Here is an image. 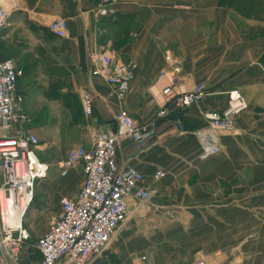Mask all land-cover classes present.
Listing matches in <instances>:
<instances>
[{"label":"crops","instance_id":"0c3cea01","mask_svg":"<svg viewBox=\"0 0 264 264\" xmlns=\"http://www.w3.org/2000/svg\"><path fill=\"white\" fill-rule=\"evenodd\" d=\"M97 1L0 0L8 13L0 32L1 60L11 59L17 68L24 62L2 45L17 31L22 36L28 26H39L50 36L32 39L39 48L27 65L47 74L35 83L55 94L46 115L62 126L49 129L47 143L34 151L48 171L36 183L33 200L48 192L57 204L51 224L60 213L59 200L75 198L83 183L80 167L61 176L71 148H89L96 133L113 126L120 110L139 125L152 122L165 105L161 91L166 87L187 93L203 85L206 100L180 115L186 133L164 121L140 150L130 142L119 146L121 165L142 173L144 185L155 193L146 201H129L126 221L90 264H138L141 257L144 264H264L263 23L250 20L254 17L247 15L255 12L239 0H113L111 13L102 18L95 14ZM56 19L66 22L64 39L48 29ZM102 54L113 63L138 64L123 103L102 77L91 74ZM165 54L173 59L172 67ZM173 67L179 68L174 82ZM21 81L17 89L27 115ZM232 90L243 95L248 108L236 120V134L219 137V155L200 161L193 132L204 126L202 113L225 109ZM85 92L93 97L89 117L80 101ZM33 131L41 138V130ZM156 171L165 177L153 182ZM38 257L32 262L21 257L22 264H37Z\"/></svg>","mask_w":264,"mask_h":264},{"label":"built area","instance_id":"2783aa9c","mask_svg":"<svg viewBox=\"0 0 264 264\" xmlns=\"http://www.w3.org/2000/svg\"><path fill=\"white\" fill-rule=\"evenodd\" d=\"M112 4L113 0L97 1L96 16H108ZM7 18L6 9L0 6V32L6 27ZM48 29L57 39H64L67 25L65 20L56 19ZM164 59L168 66L174 65L167 54ZM137 71V63H113L109 56L102 54L91 74L102 77L116 100L123 103ZM178 74L179 68L173 67V82ZM21 76L22 71L13 60L0 59V264H22V246L29 238L22 220L31 207L36 183L45 179L48 171L34 154L39 146L37 137L23 129L26 123L24 98L17 89ZM161 96L165 105L152 122L139 125L127 112L120 110L114 116L113 126L96 133L89 148L76 146L67 152L61 164V176L80 167L83 183L75 198L59 200L58 217L35 244L39 256L37 264H90L106 252L126 221L129 201H146L154 195L155 192L144 185L142 173L118 161L119 146L130 142L140 150L156 136L159 124L164 121L173 123L180 134L186 133L181 113L203 103L208 92L203 85H196L187 93H176L166 87ZM227 98L222 112L202 113L204 126L193 132L199 144L200 161L219 155V137L235 135L236 120L248 108L246 99L237 90L228 92ZM80 101L83 114L89 117L92 95L85 92ZM172 117H175L173 121ZM164 177V173L156 171L152 180L157 182ZM145 261L146 258L141 257L138 264ZM195 264L212 263L199 261Z\"/></svg>","mask_w":264,"mask_h":264},{"label":"rangeland","instance_id":"374dc122","mask_svg":"<svg viewBox=\"0 0 264 264\" xmlns=\"http://www.w3.org/2000/svg\"><path fill=\"white\" fill-rule=\"evenodd\" d=\"M237 11H240V9ZM247 16L254 17V19H249L259 21L264 25L263 16ZM260 34H264V29H262ZM15 35L16 37L14 39H7L8 43H2V45L3 47L6 46L9 50H15L13 55L17 54L16 56L21 57V62L24 61L22 65L19 63L18 67L22 71L21 84L24 85L23 88L26 91L24 94L27 97L30 109L26 115V123L23 125V129L26 132L35 134L39 144L42 145L47 143L46 134L48 133L49 129H55L58 127V125L62 126V122L57 123L47 119V102L51 98L55 97V94L46 85H42L40 83L37 85V83H35L36 80H44L47 74L43 71H39L36 65H27V62L34 60L32 55L35 53L36 49L39 48V44L35 43L32 39L37 37L43 41L50 36L45 29L39 26H28L27 29H23L22 36L18 34V31L14 33L13 37ZM72 107L76 109V104L72 103ZM33 130H41V138L38 137V135ZM70 182L71 181L69 180L67 183ZM32 202L33 204L30 207V210L26 213L22 220V227L29 235V238L22 246L21 257H24V259L28 262H32L38 257L35 244L37 240L45 234V231L50 224V220L52 216H54L57 209V204L50 199V196H48V192L46 190L40 194H37L36 198H34ZM22 261L24 262V260Z\"/></svg>","mask_w":264,"mask_h":264},{"label":"trees","instance_id":"16d2710c","mask_svg":"<svg viewBox=\"0 0 264 264\" xmlns=\"http://www.w3.org/2000/svg\"><path fill=\"white\" fill-rule=\"evenodd\" d=\"M229 1L231 3V0ZM239 2L242 6L244 5L247 10L252 12L254 11L255 15H261L264 18V0H239ZM262 64L264 66V56L262 59Z\"/></svg>","mask_w":264,"mask_h":264},{"label":"bare ground","instance_id":"6f19581e","mask_svg":"<svg viewBox=\"0 0 264 264\" xmlns=\"http://www.w3.org/2000/svg\"><path fill=\"white\" fill-rule=\"evenodd\" d=\"M13 215V214H12ZM7 221L9 222V223H11L12 222V219L11 218H7Z\"/></svg>","mask_w":264,"mask_h":264},{"label":"water","instance_id":"95a60500","mask_svg":"<svg viewBox=\"0 0 264 264\" xmlns=\"http://www.w3.org/2000/svg\"><path fill=\"white\" fill-rule=\"evenodd\" d=\"M174 119H175V117H172V118H171V121H173Z\"/></svg>","mask_w":264,"mask_h":264}]
</instances>
